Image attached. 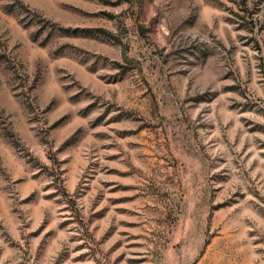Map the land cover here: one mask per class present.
Wrapping results in <instances>:
<instances>
[{
	"label": "rangeland",
	"instance_id": "rangeland-1",
	"mask_svg": "<svg viewBox=\"0 0 264 264\" xmlns=\"http://www.w3.org/2000/svg\"><path fill=\"white\" fill-rule=\"evenodd\" d=\"M0 264H264V0H0Z\"/></svg>",
	"mask_w": 264,
	"mask_h": 264
}]
</instances>
